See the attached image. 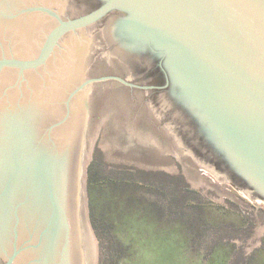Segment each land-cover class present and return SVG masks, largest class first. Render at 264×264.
I'll return each instance as SVG.
<instances>
[{
  "label": "water",
  "instance_id": "1",
  "mask_svg": "<svg viewBox=\"0 0 264 264\" xmlns=\"http://www.w3.org/2000/svg\"><path fill=\"white\" fill-rule=\"evenodd\" d=\"M95 2L0 0V264H97L80 144L87 89L136 87L87 79L106 18L122 58L162 72L152 88L192 125L202 166L218 161L264 201V0Z\"/></svg>",
  "mask_w": 264,
  "mask_h": 264
},
{
  "label": "rangeland",
  "instance_id": "2",
  "mask_svg": "<svg viewBox=\"0 0 264 264\" xmlns=\"http://www.w3.org/2000/svg\"><path fill=\"white\" fill-rule=\"evenodd\" d=\"M109 22L98 24L84 57L87 79L129 81L137 74L118 54L121 35ZM133 85L87 89L80 144L97 264H264V201L216 162H208L213 172L202 166L206 154L164 92Z\"/></svg>",
  "mask_w": 264,
  "mask_h": 264
},
{
  "label": "flooded vegetation",
  "instance_id": "3",
  "mask_svg": "<svg viewBox=\"0 0 264 264\" xmlns=\"http://www.w3.org/2000/svg\"><path fill=\"white\" fill-rule=\"evenodd\" d=\"M79 1H81L82 3L85 1H89L92 4H95V5L97 4V6L99 5V3L95 2V0H79ZM123 60H125V63L128 65L130 70L134 74H137V76H134V78L129 80L130 83L136 84L138 86V88H142V90H151V91H158L157 89L152 88V87H157V86L163 85V83L165 81L164 76H163L162 72L157 67H155L154 64L151 67H147L142 63H136L134 61H131L130 59H126V58L124 59L123 58ZM147 78H150L154 82L155 85L150 86V87L139 86V85H141V83H138V82H140L141 79L146 80ZM178 122L180 125H182L185 132H186L188 126L190 129H192V125L189 123V121L185 122L182 119L181 120L179 119ZM196 149H197V147H196ZM197 151H198V149H197ZM217 163H218V161H217ZM219 164H221V163L219 162Z\"/></svg>",
  "mask_w": 264,
  "mask_h": 264
},
{
  "label": "bare ground",
  "instance_id": "4",
  "mask_svg": "<svg viewBox=\"0 0 264 264\" xmlns=\"http://www.w3.org/2000/svg\"><path fill=\"white\" fill-rule=\"evenodd\" d=\"M117 33H119L118 31H112L111 32V34H114V35H116ZM113 37V36H112ZM85 115V114H84ZM83 126H84V121H83V123H82V130H83ZM82 130H81V134H82ZM81 138V137H80ZM82 157H83V155H82ZM83 166H84V162H83Z\"/></svg>",
  "mask_w": 264,
  "mask_h": 264
}]
</instances>
